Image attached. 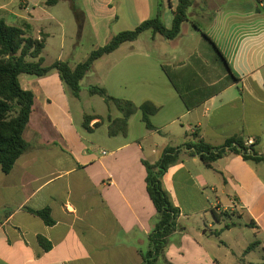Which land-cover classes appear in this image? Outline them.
Returning <instances> with one entry per match:
<instances>
[{
    "label": "crops",
    "instance_id": "1",
    "mask_svg": "<svg viewBox=\"0 0 264 264\" xmlns=\"http://www.w3.org/2000/svg\"><path fill=\"white\" fill-rule=\"evenodd\" d=\"M97 1L81 0L96 39L104 35L107 43L113 22L119 16L112 6L114 0H105L102 12L93 5ZM263 1L256 0L258 12H264L260 6ZM231 2L193 0L187 22L194 27L191 38L197 33L207 34L239 80L222 90L218 75L208 80V100L198 108L187 110L162 70V65L168 64L158 62L157 67L169 81L168 90L175 91L183 110L179 118L162 126L152 123L156 130L144 125L139 136L132 135L135 114L129 120L126 136H110L108 116L119 118L111 113L116 107L106 103L108 113L101 114L83 104L82 84L88 74L82 80L79 97L64 86L56 71L39 78L20 76L22 87L35 96L30 123L24 132L30 148L10 173L0 168V264H141V252L149 248V235L157 219L148 192L144 160L156 163L162 156H158L160 150L195 141L196 132L213 146L223 145L232 137H242L259 155H264V18L256 17L257 20L245 24H240V16L227 20L231 14L240 15V10H236L239 8L231 6ZM176 6L170 0L172 13ZM47 7V1L43 0L36 3L0 0V20L27 29L35 38L45 34L46 49L50 34L37 23L55 18ZM157 8V3H153L152 11ZM210 12L216 16L211 18ZM205 26L219 30L218 36L210 34ZM162 38L153 34L151 41L159 44ZM202 39L198 38L197 44L205 47ZM126 44L95 64L116 54ZM197 50L195 46L175 55L170 65L183 69L182 64ZM248 50L252 52V61L257 63L252 68L245 61ZM203 51V56L213 57L207 47ZM132 55L130 52L129 57ZM144 56L146 59L139 61L140 66L149 62L150 54ZM59 59L66 61L62 56ZM205 62L201 65L206 66ZM69 63L72 67L77 65ZM182 74H179L182 81H207L206 74L199 70ZM141 77V82L149 81L147 75ZM141 85L144 87L138 91L140 95L148 92L147 85ZM154 103L160 112L164 105ZM86 115L101 117L90 122V130L84 127ZM163 184L181 211L179 224L184 230L169 237L159 264H221L207 233L219 227L222 230L219 238L233 250L226 237L232 241V236L227 234L235 226L226 228L227 221H218L214 212L244 216L253 230V242H247L241 254L248 258L255 252L246 253V249L259 242L255 249L260 247L262 254L257 264L264 262V162L246 161L242 155L228 153L208 168L199 156L183 150L179 160L165 173ZM46 208H50L55 221L52 226L30 212V209ZM9 211L12 213L5 218ZM210 211L212 220L208 218ZM186 217L198 218L196 224H203L205 230L199 233L188 227L184 222ZM40 236L51 244L50 250L40 244Z\"/></svg>",
    "mask_w": 264,
    "mask_h": 264
},
{
    "label": "trees",
    "instance_id": "2",
    "mask_svg": "<svg viewBox=\"0 0 264 264\" xmlns=\"http://www.w3.org/2000/svg\"><path fill=\"white\" fill-rule=\"evenodd\" d=\"M58 0H47L48 5L57 4ZM193 5V0H178L173 11V21L171 28H168L162 20L159 12L154 18L141 22L134 30L122 31L103 46L95 49L89 57L75 67L68 61L57 60L51 65H45L43 51L47 36L42 34L40 38H35L28 34V30L19 26L6 23L0 20V168L6 174L14 168L17 160L30 148L28 141L24 138V132L30 123V117L34 105V93L22 87L20 76L23 74L36 77H44L56 71L64 86L75 96L79 97L81 83L85 76L92 70L93 65L100 58L110 55L118 50L125 43H132L146 31L151 30L154 34H159L166 40L178 38L182 31V26L189 20V10ZM78 21L81 20L76 9L73 7ZM81 22V21H79ZM204 35L205 42L211 46L213 57L203 56L202 52H196L183 63V69H177L171 65H162V70L171 82L172 86L179 94L187 110L200 107L208 100L209 81L217 75L221 80V90L237 82L236 77L223 53L215 42L207 35ZM206 61L205 65L201 64ZM201 71L206 74L207 81L197 80L194 83L182 81L179 74L184 72ZM209 80V81H208ZM91 95L103 97L108 105H114L121 113V117L113 119L108 116V133L110 136L123 135L128 133L130 118L141 110L142 121L146 127L156 130L151 122V117L159 112V107L151 101L144 102L137 106L131 100H125L108 95L103 87L91 86ZM98 115H86L84 127L90 130V122L100 119ZM99 124V123H97ZM195 141L186 142L183 146L167 147L161 158L154 164L143 161L148 171L147 187L149 195L157 210V219L152 232L149 235V248L142 251L141 264H159L160 257L164 254L169 237L177 231H183L184 227L179 224L181 211L172 201L171 195L165 189L163 177L168 169L179 160L181 151H191V155L199 156L203 163L211 168L213 163L223 158L228 153L242 155L246 161L264 162V155H259L253 146L247 145L242 137H232L223 145L213 146L199 138V133H194ZM30 212L41 217L48 226L55 224L50 208L43 210H32ZM12 212L6 213L8 218ZM218 221H227L234 214L228 212H214ZM1 219V218H0ZM226 228H230L226 224ZM39 242L45 250L51 249V244L42 236ZM259 242H254L246 249V253L254 250ZM261 264H264L261 263Z\"/></svg>",
    "mask_w": 264,
    "mask_h": 264
},
{
    "label": "rangeland",
    "instance_id": "3",
    "mask_svg": "<svg viewBox=\"0 0 264 264\" xmlns=\"http://www.w3.org/2000/svg\"><path fill=\"white\" fill-rule=\"evenodd\" d=\"M21 0H16L19 3ZM35 3L42 0H33ZM47 1V0H43ZM59 1V0H58ZM105 0H98L96 4L97 10H103ZM155 2L158 8L152 11V5ZM173 4H178V0H171ZM38 5V4H37ZM236 10H240V15L229 16L227 20H236L240 16V24H245L257 20L256 17L264 18V12H258L255 9L256 0H232L230 3ZM112 6L115 8L118 14V21H114L112 29H110L112 35H116L122 31L134 30L141 22L148 19L154 18L159 12L161 13L162 20L168 28H171L173 21V13L170 9V0H114ZM74 7L81 18V22L78 21L76 14L73 11ZM37 11L39 7L36 6ZM47 11L54 15L55 18H49L45 21L37 23L38 26H43L45 32H49L50 37L48 39L47 47L43 52V58L45 65H51L59 59L60 56L72 64H78L84 62L89 55L95 49L105 45L104 35L100 39H96L93 24L91 20L86 18L84 4L81 0H60L55 5H48ZM102 12V11H101ZM85 13V14H84ZM153 14V15H152ZM215 13L210 12L211 18L215 17ZM48 16V15H47ZM212 20V19H211ZM185 23L183 26L182 33L179 38L174 40L163 39V42L159 44H153L151 36L154 34L151 30L144 32L137 42L125 43L126 45L116 54L108 56L100 62L93 65L92 70L88 73L85 78L82 89H83V104L96 112L101 114L108 113V106L104 101V98L97 95L91 96L86 89L89 86L103 87L107 90L108 95L117 97L120 99L131 100L138 107L146 101L154 100L164 105L160 110L159 114L155 117H151V122L155 126H162L174 118H179L180 112L183 110V104L179 100L175 91L171 88L168 90L169 81L157 67V63L170 65L175 55H180L183 52L190 51L193 47H198V52H202L205 47L211 48L204 40V35L197 33L194 38H191V33L195 32L194 27ZM204 26V25H203ZM214 36H218V31L215 27L205 26ZM158 37H162L159 34H155ZM204 42L205 47H201L197 44L198 38ZM64 38V41H63ZM110 38V39H111ZM109 39V40H110ZM108 40V41H109ZM210 51H212L210 49ZM130 52H133L132 57H129ZM163 52L166 55H163ZM150 54V59L147 65L140 66L139 61L146 59L144 54ZM246 65L248 68L253 67V63L257 66V63L252 61V52L248 50L246 53ZM264 72V70H263ZM147 75L149 78L148 82H141L142 77ZM159 76V79H158ZM34 78H39L32 76ZM160 77L161 80H160ZM163 80V82H162ZM163 83V84H162ZM141 84L147 85L148 92L139 94L142 87ZM165 84V85H164ZM167 85V87H166ZM169 91V92H168ZM153 102V103H154ZM157 105L156 103H154ZM111 113L115 116L120 117L121 113L113 108ZM106 116L103 117V122L106 121ZM143 113L138 110L132 118V135L139 136L140 129L144 127L142 121ZM179 125V121L176 123ZM102 131V130H100ZM104 131V130H103ZM163 153L160 150L158 156ZM208 218L211 220L213 216L211 211ZM198 218L186 217L184 222L188 227L194 228L196 232H203L205 227L203 224L197 225ZM230 228L235 226L233 230L227 234L232 236V241L226 237V240L231 244L233 250L230 247H226L219 238V234L222 232L219 227L216 226L212 232L207 233V239H209L213 245V253L219 258L221 264H257L261 260L260 255L262 254L261 248L253 250L255 253L250 255L248 258L241 254V248L247 246V242H253V230L247 226V222L244 216H233L227 220ZM219 229L216 230V229ZM224 229V228H223ZM225 231V229H224ZM245 257V258H244Z\"/></svg>",
    "mask_w": 264,
    "mask_h": 264
},
{
    "label": "built area",
    "instance_id": "4",
    "mask_svg": "<svg viewBox=\"0 0 264 264\" xmlns=\"http://www.w3.org/2000/svg\"><path fill=\"white\" fill-rule=\"evenodd\" d=\"M260 6L264 9V1L260 4Z\"/></svg>",
    "mask_w": 264,
    "mask_h": 264
}]
</instances>
